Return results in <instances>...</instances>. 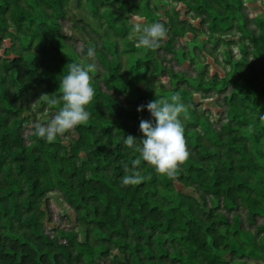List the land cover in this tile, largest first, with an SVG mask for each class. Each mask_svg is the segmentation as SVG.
Listing matches in <instances>:
<instances>
[{
    "label": "trees",
    "instance_id": "1",
    "mask_svg": "<svg viewBox=\"0 0 264 264\" xmlns=\"http://www.w3.org/2000/svg\"><path fill=\"white\" fill-rule=\"evenodd\" d=\"M154 1L168 5L161 12ZM246 2L0 0V264H264V13L251 19ZM75 11L89 41L81 52L60 22ZM130 15L164 25L158 49L137 47ZM205 31L201 50L212 49L225 76L175 71L172 62L194 64L178 44ZM93 60L91 118L51 143L35 136L28 125L61 105L33 104L59 91L67 64ZM173 94L188 106V160L175 178L141 161L149 179L122 186L124 165L139 158L123 141L142 139L140 121L153 119L138 106ZM196 94L223 96L220 124ZM52 192L84 239L52 224Z\"/></svg>",
    "mask_w": 264,
    "mask_h": 264
},
{
    "label": "clouds",
    "instance_id": "2",
    "mask_svg": "<svg viewBox=\"0 0 264 264\" xmlns=\"http://www.w3.org/2000/svg\"><path fill=\"white\" fill-rule=\"evenodd\" d=\"M131 31L138 36L137 47L149 50L158 49L161 42L167 38V29L159 22L147 26L137 22ZM94 55V49L89 48L87 56L91 59ZM67 67L68 74L60 79V88L57 92L60 94H42L33 104L43 101L50 106L61 105L50 123L47 125L35 123L33 126V134L49 143L91 118V113L86 107L95 96L90 73L96 71V64L94 60L87 65L73 62L67 64ZM145 108L153 119L140 121L139 130L143 138L137 140L127 135L123 141L128 149L139 153V158L134 159L131 166L124 165L125 174L121 177V185L124 187L140 185L145 179H149L140 170L141 161L152 166L157 174L175 178L179 166L190 156L185 128L180 119L182 114L187 113L188 106L181 101L180 95L173 94L170 100L155 99L146 105L138 106L137 111L142 112ZM261 118L264 119V115Z\"/></svg>",
    "mask_w": 264,
    "mask_h": 264
},
{
    "label": "rangeland",
    "instance_id": "3",
    "mask_svg": "<svg viewBox=\"0 0 264 264\" xmlns=\"http://www.w3.org/2000/svg\"><path fill=\"white\" fill-rule=\"evenodd\" d=\"M166 5H168L167 1H154L153 2V6L157 7L159 10H161V12L164 11V9L166 8ZM246 12L249 14V17L255 18L257 17L259 14L264 13V0H247L246 2ZM75 14H72L70 16V18L68 19H64L61 20V25H62V31L63 33L70 39H68V43H71L73 46H75L77 48L78 52H81L84 48H85V44L87 45V42H89L85 36V34L80 31V29L76 28L74 26L75 23V18L73 15H75V17L78 15V12L75 11ZM89 14V13H88ZM128 21L131 25H134L135 23L139 22L141 23L143 26H147L150 25L151 23L149 21H147L146 19L140 17V16H135V15H130L128 17ZM197 22V21H196ZM208 34L202 33L200 34V36L198 38L194 37L193 35L189 34L187 36L186 39L183 40V42L179 43L178 46H185L183 43L187 42V46H186V50L190 52L191 57L194 60V64L192 65L190 59L187 58V61L182 62L179 64H176L175 62L170 63L172 66H175V71H186L188 74L192 75V76H196L198 74H205V70H209V74H207V77H212L213 75H220V76H225L227 68H225L224 66H222L221 64H216L215 63V58L213 56H210L208 54V52L210 50H212L211 48H209V50L207 51V49L205 51H202L201 48L208 46L206 45V41ZM226 36V35H225ZM223 37L226 40H238L240 39V35L239 34H227L226 37ZM130 38L136 43H138V36L135 34H130ZM197 39V40H196ZM197 42H196V41ZM85 42V44H84ZM196 45V46H195ZM199 49L201 50L202 53L199 54ZM239 49L235 48L234 49V53H236V55H239ZM202 55V56H201ZM172 55L170 54L169 57H171ZM199 57V58H198ZM251 57V56H250ZM169 59V58H168ZM252 59V57L250 58ZM204 72V73H203ZM162 83H166L168 81V78H163L160 79ZM159 80V81H160ZM223 98V96H217L214 97L213 99H203L201 95L196 94V100H197V105L200 106V108L202 109H208L207 111H209L213 117L214 120L218 121L219 120V114L220 112L224 111L223 106L221 105H217L214 104L215 99L221 101V99ZM27 116H30V112H26ZM51 114H49L46 117H43L42 119L40 118V120L37 118L36 119V123H40L42 125H47L48 123H50L51 119L54 116H51ZM221 117V116H220ZM218 123L220 124V121H218ZM35 124V121L33 120L28 127L31 128L33 127ZM26 129V131H31V129ZM187 192L193 193L192 189H184ZM50 197V202H49V209L51 210V214H52V224L54 226H56L57 228H64V229H68L71 230L73 227L76 229V231L79 232V235L81 237V239H84V234H83V229L78 227L74 222L71 223L67 217H62L65 215H69L68 213H70L71 217H73V212L70 211V208L64 203L63 198L60 196V194H58L57 192H52L49 194ZM66 219V220H65ZM73 220V219H72ZM51 234L54 233V231H50ZM115 253V252H114ZM248 264H260V263H256V262H249ZM262 264V263H261Z\"/></svg>",
    "mask_w": 264,
    "mask_h": 264
}]
</instances>
